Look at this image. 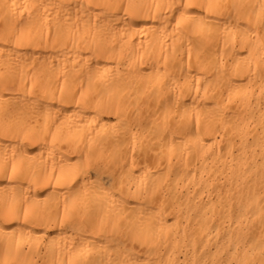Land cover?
Listing matches in <instances>:
<instances>
[{
  "label": "bare ground",
  "instance_id": "bare-ground-1",
  "mask_svg": "<svg viewBox=\"0 0 264 264\" xmlns=\"http://www.w3.org/2000/svg\"><path fill=\"white\" fill-rule=\"evenodd\" d=\"M0 264H264V0H0Z\"/></svg>",
  "mask_w": 264,
  "mask_h": 264
},
{
  "label": "rangeland",
  "instance_id": "rangeland-1",
  "mask_svg": "<svg viewBox=\"0 0 264 264\" xmlns=\"http://www.w3.org/2000/svg\"><path fill=\"white\" fill-rule=\"evenodd\" d=\"M92 183L94 184V185H100L101 187H103V188H105V189H108V186H109V182H107V180H106V178L103 180V182L102 183H98V182H94V181H92ZM96 186H94V187H96ZM47 234L48 235H55V232H53L52 230H49V229H47ZM38 235H41V234H45V231L44 230H42V229H39V231H37L36 232Z\"/></svg>",
  "mask_w": 264,
  "mask_h": 264
}]
</instances>
